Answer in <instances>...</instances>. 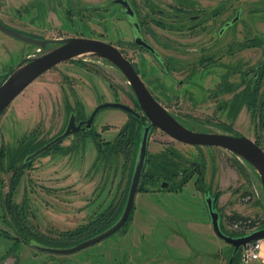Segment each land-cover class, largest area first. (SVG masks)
<instances>
[{"label": "rangeland", "instance_id": "374dc122", "mask_svg": "<svg viewBox=\"0 0 264 264\" xmlns=\"http://www.w3.org/2000/svg\"><path fill=\"white\" fill-rule=\"evenodd\" d=\"M182 1L168 2L177 7ZM19 4L18 0H1L0 17H15ZM231 4L233 9L224 10L212 31L219 33L225 21L239 12L240 19L222 39L212 32L184 39L178 20L165 21V31L153 28L161 40H155L156 50L182 85L170 80L155 58L136 55L125 15H108L100 24L78 20L72 24L67 10L52 11L50 21L45 10L43 21L33 14L30 23L7 20L12 24L6 26L51 39L103 34L105 41L147 70L140 76L154 96L195 131L241 134L264 145V118L259 109L245 105L237 111L235 106L237 94L246 87L243 69L251 83L258 73L259 100L264 97L263 68L258 72L264 64V0H232ZM36 49L0 31V85L3 74L16 69ZM134 97L127 79L111 63L83 57L60 63L40 76L0 115V167L4 169L0 172V264H228L232 247L213 231L205 204L207 194L216 198L226 232L242 235L252 232L253 226H262L264 190L248 162L225 149L186 145L156 130L132 217L118 234L73 255L47 254L29 244L33 237L69 239L78 233L83 234L76 240H82L119 213L128 196L139 134L128 130V113L109 108L98 115L95 129L99 133L93 140L84 136L77 145L71 136L26 166L21 160L17 166L23 172L14 204L23 210L18 219L24 236L4 210L2 199L17 172L7 170V153L21 142L42 145L49 141L63 131L71 111L83 118L105 102L134 107ZM96 149L103 152L100 157ZM191 162L200 166L202 176ZM165 179L171 182L169 191L160 190ZM38 243L54 248L74 246ZM235 264H244L241 253Z\"/></svg>", "mask_w": 264, "mask_h": 264}, {"label": "water", "instance_id": "95a60500", "mask_svg": "<svg viewBox=\"0 0 264 264\" xmlns=\"http://www.w3.org/2000/svg\"><path fill=\"white\" fill-rule=\"evenodd\" d=\"M126 5L127 19L131 22L134 13L130 6L128 4ZM239 19L240 14L223 27L220 31V35L222 36L228 28L234 26ZM0 31L11 38L40 50H44L48 45L61 44L60 47L50 51L29 56L21 65L11 71L8 78L0 85V115L43 74L60 63L87 57L106 60L123 73L138 98V104L141 110L150 122L145 125L141 131V141L129 186L128 197L119 219L101 233L72 247L54 248L41 245L35 240L30 241L29 244L37 251L52 255H73L113 237L125 227L134 210L135 200L139 193L141 180L146 169L150 136L155 128L163 131L172 139L183 144L199 147H218L244 159L259 175L264 190V149L261 146L244 135L200 132L186 128L153 96L135 70L132 62L126 59L116 46L105 41L88 38H66L60 40L40 39L11 29L1 21ZM136 43L141 47L157 53L156 50L148 45L140 36L136 37ZM260 70L261 67L258 68V72ZM109 108L122 110L137 118L141 117V114L136 112L131 106L121 102L102 103L95 109L89 120L81 121L78 125L76 123V114L72 113L65 131L28 155L24 163L28 164L35 161L67 137L90 130L98 113ZM84 125L86 126L83 127ZM79 140L80 139H78V141ZM169 188L170 184L168 181L162 183V190L167 191ZM205 204L211 218V224L215 235L233 248V253L228 264H233L237 254L246 249L250 243L264 239V227L256 228L252 232L241 236H230L226 234L222 228V216L215 207V198L207 194V196H205Z\"/></svg>", "mask_w": 264, "mask_h": 264}, {"label": "flooded vegetation", "instance_id": "af4514ba", "mask_svg": "<svg viewBox=\"0 0 264 264\" xmlns=\"http://www.w3.org/2000/svg\"><path fill=\"white\" fill-rule=\"evenodd\" d=\"M8 1L9 0H4V2H7V3H8ZM18 1L20 3L19 4L20 7L17 8V11L15 13V17H13L14 14H11L7 20H11L12 22L18 21L20 23L22 22L23 24H26L27 22L30 23L31 22L30 18L33 14L35 15L36 19H38V21H43L45 18L44 17V11L45 10L47 11V17H49V21H50L52 13L54 12V14H55L56 13L55 11L58 9L67 10V12H66L67 20L71 21L72 24H75L74 21H76V20L80 21L83 24H86V23L89 24L92 21H94V22L97 21L100 24L106 19V16H108V15L110 18L122 17V15H125L127 18V15H126L127 5L126 4H128L134 13L132 21L131 22L128 21V22L131 26L133 37H134V40L132 43V48L135 51L136 55L138 53H143V54H147L151 58H155L160 63V65L163 64V65H161V67L163 68V73L170 80L176 82L179 85H182L183 83L181 81L180 82L176 81V79L172 76L171 71L167 67L166 62L162 59L160 53L157 51L158 49L155 46L154 42H155V40H158V41H161V40L153 28L158 27V28H160V30L165 31V30H167V25H166L165 21H170V20L177 21L178 20L179 23L181 24L180 31H182L181 32L182 38H184V39H189V40L197 39L200 37H204V34L208 36L209 32H212L213 37L218 38V39H222L225 36V34L227 33V31L230 28H232L233 26L228 28V30L222 36L220 35V31L223 29V27L228 22H231L234 19V17H233L231 20L225 21V23L223 24V27L221 28L219 33L212 31L213 27L218 24L219 18L221 17V15L224 14V10H230V9L232 10L233 9V6L231 4L232 0H188L189 4H188V2L187 3L185 2L186 0H183L181 3L178 4L177 7H174L173 5H171L170 2H168L169 0H109V1L102 0L99 2H89V3H85V2L79 1V0H18ZM171 1H174V0H171ZM0 3H1V0H0ZM173 8L178 9L179 13L170 14L167 12V10L173 9ZM238 14H240V12L237 13V15ZM7 20L0 17V21L3 24L11 25L12 22L9 23ZM209 23L211 24V26H209ZM208 27H211V28L209 29ZM21 30L30 36L40 38V39H46V40L66 39V38L51 39V38L44 37L43 35H41L39 33H32L29 31H25L24 29H21ZM102 36H103V34L100 35L99 37L78 35V36H74V37H70V38H88V39L105 41V39ZM137 36H140L148 45L152 46L155 50L157 49L156 50L157 53H154V52H152V51H150L144 47L137 45V43H136V37ZM105 42H107V41H105ZM108 43H110V42H108ZM110 44H112V43H110ZM112 45H114V44H112ZM60 46H61V44L48 45L44 50H40L37 48L35 50V52L32 53L33 55H30V56L37 55L38 53L39 54L44 53V52L50 51V50L55 49V48L60 47ZM114 46H116V45H114ZM165 47L169 48L170 46L168 44ZM120 51L122 52V50H120ZM122 54L124 55V57L126 59H128V56L125 54V52H122ZM101 60H103V59H101ZM104 61L108 62L106 60H104ZM131 62H132L135 70L137 71V73L139 75L141 72L142 73L147 72L146 69L141 70L138 67V65H135L134 61H131ZM108 63H110V62H108ZM112 66L115 67L114 65H112ZM259 67L263 68L262 66H259ZM116 69L123 75V73L118 68H116ZM242 73H243V83L246 86L242 90V91H244L250 87L251 78H250L249 73H248V75H246L247 73L244 72V69H243ZM141 79L143 80L142 77H141ZM257 79H258V73L254 75V80H253L254 84H256ZM131 90L135 96L134 101H133L134 107H132V108L136 112L141 114L140 118H137V117L129 114L130 118H129V123H128V127H127L128 130H132L135 134L136 133L139 134V139L137 142L138 145H137L136 155H135V160H134V166H135L137 154H138V150H139V146H140V141H141V131H142L143 127L145 125L149 124L150 122H149L148 118L145 116L144 112L141 110V108L138 104V98H137L134 90L132 89V87H131ZM150 92H151V90H150ZM232 93H233V91H232ZM167 94L169 97H171L173 99L176 98V95H174L172 92H167ZM153 96H154V94H153ZM157 100L160 102L159 99H157ZM227 104L228 103L224 102L225 106H227ZM99 105H101V104H99ZM163 106L170 114H172L186 128H188L190 130H194L185 118L179 116L178 114L173 113L165 105H163ZM95 109L92 111V113L95 111ZM101 112H99L98 115ZM72 113L76 114L77 125L81 121L89 120V118L92 115V113L89 114L88 116H86L84 114L83 118H80V114L78 112L71 111V113L69 114V118H70V115ZM98 115L96 116L94 123L92 125V128L90 130H86L84 132H80L78 134L71 135V136H75V143L77 145L79 143H81L84 136H86V138H89V139L91 138L93 140V136L95 134L99 133L95 129V123H96V119H97ZM68 122H69V119H68ZM68 122H67L65 128L63 129V131L61 133H59L58 135H56L55 137H53L52 139L47 141L45 144L52 141L53 139H55L59 135H61L65 131V129L68 125ZM85 126L86 125H84L83 127H85ZM156 130H159V129H157V128L153 129L152 134ZM152 134H151V136H152ZM238 135H241V134H238ZM71 136H69V137H71ZM151 136H150V140H151ZM78 139H80V140L78 141ZM63 141H61V142H63ZM149 144H150V141H149ZM57 145H55L53 148H55ZM94 147L95 148L97 147L96 143H95ZM195 147H199V146H195ZM53 148H51V149H53ZM96 152L101 153L102 151L96 149ZM148 153H149V149H148ZM147 161H148V155H147ZM146 165H147V162H146ZM174 165L179 166L178 164H174ZM190 166L192 168H196L199 175L202 176L201 168L196 162H191ZM181 174H182V172H180V175ZM163 182H167V181L166 180L161 181L160 190H162L161 185ZM202 182H203V179H202ZM168 183L170 184V188H169V190H170L171 189V182H168ZM169 190H167V191H169Z\"/></svg>", "mask_w": 264, "mask_h": 264}, {"label": "trees", "instance_id": "16d2710c", "mask_svg": "<svg viewBox=\"0 0 264 264\" xmlns=\"http://www.w3.org/2000/svg\"><path fill=\"white\" fill-rule=\"evenodd\" d=\"M161 65H163V64H161ZM261 66L263 67L262 72L264 73V64H261ZM11 71L3 74V76L5 77V80L8 78ZM257 85L254 83H251L250 87L248 89L241 91L239 94H237L235 106L237 108V111L239 108H241L245 105H247L250 109H253V108L259 109L260 118L263 119L264 118V97L262 100H259L260 95H259V91L257 89ZM235 135H238V134H235ZM256 143L264 149V145L261 142L257 141ZM44 144H42V145L36 144L35 145L34 143H30V142H21L15 149H13L7 153V157H8L7 170H9V171L10 170H16L17 172H15L12 176L9 193H7L6 198L5 199L3 198L2 200L4 202L5 213L7 211L9 214L12 215L14 221H16V226L19 229L20 234L22 236L25 235V232H24V229L21 227V223L18 219V215H19L20 211H23V210L22 209L20 210V208L14 204L15 191H16L19 183H20L21 175L23 172L22 169H20L17 166V164L22 160V163H23L22 165L26 166L27 164L24 163L25 158L28 155L35 152L36 150H38L39 148H41ZM100 154L101 153H98L99 157H100ZM0 164H3V163L1 162ZM172 168H173V166H172ZM1 169L2 168L0 167V172L2 170H4V169H2V170ZM133 170H134V168H133ZM146 171H147V165H146V169H145V172L143 174V177L145 176ZM165 172H166V169L163 168V174H166ZM180 172L181 171H177V174L180 175ZM132 174H133V172H132ZM257 176L259 177V175H257ZM143 177H142V179H143ZM131 179H132V176H131ZM131 179H130V182H131ZM166 181L170 182L169 180H166ZM141 184H142V180H141ZM129 186H130V184H129ZM140 189H141V185H140ZM140 189H139V191H140ZM128 192H129V188H128ZM126 201H127V198H126ZM126 201H125V204H126ZM215 203H216V198H215ZM125 204H124V207H125ZM124 207L122 208L121 211H119V213L115 214V216H112V217L106 219L107 222L104 223L98 230L89 231L88 234L86 235L87 237H85L82 240H76V238L81 237L83 233L71 234V235H69V239H67L66 237H61V238L55 239V240L51 239V238H42V237H35L34 238L33 237V240H35L37 242L40 241V242L45 243V244H52V245H55V244L56 245H76V244H78V243H80L86 239H89V238L101 233L102 231H104L108 227H110L112 224H114L119 219ZM5 213H4V216L6 215ZM131 217H132V215H131ZM131 217L129 218V220L131 219ZM127 223H126V225H127ZM261 227H264V223L262 224ZM222 228H223V226H222ZM254 229H256V226L252 227V230H254ZM223 230H224V228H223ZM224 232L230 236H241L240 234H235L232 232H226L225 230H224ZM242 235H244V234H242ZM232 253H233V248H232L230 258L232 256ZM240 253H241V251L237 254L233 264H235V261L237 260V257L239 256Z\"/></svg>", "mask_w": 264, "mask_h": 264}, {"label": "built area", "instance_id": "2783aa9c", "mask_svg": "<svg viewBox=\"0 0 264 264\" xmlns=\"http://www.w3.org/2000/svg\"><path fill=\"white\" fill-rule=\"evenodd\" d=\"M264 244V239L250 243L248 247L241 251L243 256V263L247 264L250 261L257 260L260 258V251Z\"/></svg>", "mask_w": 264, "mask_h": 264}, {"label": "crops", "instance_id": "0c3cea01", "mask_svg": "<svg viewBox=\"0 0 264 264\" xmlns=\"http://www.w3.org/2000/svg\"><path fill=\"white\" fill-rule=\"evenodd\" d=\"M247 264H264V244H263L262 249L260 251V258L257 260L250 261Z\"/></svg>", "mask_w": 264, "mask_h": 264}]
</instances>
